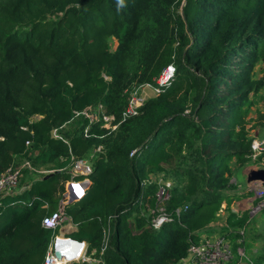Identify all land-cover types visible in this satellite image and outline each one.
<instances>
[{"label":"trees","instance_id":"1","mask_svg":"<svg viewBox=\"0 0 264 264\" xmlns=\"http://www.w3.org/2000/svg\"><path fill=\"white\" fill-rule=\"evenodd\" d=\"M262 63L264 0H0V176L25 159L60 170L1 199L0 264L42 262L53 230L41 219L65 190L69 149L83 157L98 145L89 186L64 210L76 226L69 236L86 241L100 264H178L220 219L222 202V235L235 255L242 248L248 263L264 264V207L252 217L230 209L233 166L250 160ZM169 64V83L115 130L94 126L98 136L84 137L86 120L71 119L102 103L118 120L129 91L157 86ZM159 172L172 181L163 206L173 219L153 228L146 204L155 203L150 173Z\"/></svg>","mask_w":264,"mask_h":264},{"label":"built area","instance_id":"2","mask_svg":"<svg viewBox=\"0 0 264 264\" xmlns=\"http://www.w3.org/2000/svg\"><path fill=\"white\" fill-rule=\"evenodd\" d=\"M175 73L174 65H167L159 74L156 79L158 85H151L149 83H144L139 85L133 89H131L128 93L126 99V105L121 111L120 118L118 120L115 119L113 114L107 113L105 107L102 103H98L96 105H87L79 110H73L72 118H84L86 123L82 129V135L84 137H97L98 135L93 131L94 126H98L100 128H104L108 131H113L117 128L119 123L126 120L129 117L135 116L139 113L140 107L142 106L145 98L141 96L140 91L144 87H151L154 91V94H157L161 91V87L168 84L170 79L173 77ZM26 128V127H23ZM60 127H54L51 131L52 136L58 139H61L65 143L68 144V139L63 137V135L59 131ZM29 144V141H26V145ZM251 153L250 157L252 159H256L258 157H263L264 159V134L261 138H254L251 141ZM102 151V146L98 145L94 148V152L98 153ZM135 152V149L131 150L129 155L132 156ZM70 153V163L66 168V172L69 177L65 182V190L68 191L72 187L86 188L90 184V175L93 170L92 161L85 159L83 157L75 155L71 149H69ZM93 155H91L92 157ZM31 171L33 173L38 174L39 177H42L46 174H49L54 169H48L45 167H36L30 163L29 160L25 159L23 162L8 167L3 174L0 176V208L3 205L2 198L8 194L19 193L22 192L27 184L20 186V180L24 176V171ZM166 187H169L170 184L164 183ZM163 192L166 190L162 187ZM256 197L264 196V187H255L253 185L250 188ZM63 194V193H62ZM168 198V193L166 194L157 192L155 203L153 206L147 205L150 217V224L153 228L160 227L164 222L172 221V215L168 214L165 211L163 206V201ZM59 204L55 211L50 214H46L41 219V225L45 228H50L53 230V235L51 240L48 243L46 252L44 254V258L40 264H100L102 263L101 258L93 257L92 254L94 251L89 253L88 244L84 240H78L69 236L74 230L69 232H62L61 229L63 225L67 224L69 226L74 225L71 221V218L65 213V205L70 202H62L61 197L59 198ZM143 202V197L140 198L139 203ZM264 204V203H262ZM259 208L260 206L257 205ZM180 208L177 207L174 211L178 216L180 213ZM76 227V226H75ZM57 230V232H55ZM60 230V231H59ZM242 231V230H241ZM109 240V229L104 230L103 240L101 244V248L99 254L101 255L106 248ZM63 243L65 250H63L62 254L57 255L59 244ZM71 248V249H70ZM75 248V249H74ZM187 256L182 259L181 264H227L232 258L234 252L231 244V240L222 234L214 236V237H205L196 242L190 240L189 246L187 249ZM238 254L242 255V250H237ZM71 257V258H67Z\"/></svg>","mask_w":264,"mask_h":264},{"label":"crops","instance_id":"3","mask_svg":"<svg viewBox=\"0 0 264 264\" xmlns=\"http://www.w3.org/2000/svg\"><path fill=\"white\" fill-rule=\"evenodd\" d=\"M257 103V102H256ZM264 100L260 102V107L255 105L252 107V110L250 111L248 115L249 122L247 126L249 127V133L254 138H261L264 134ZM262 159L263 157H258ZM256 158L252 159L250 157V160L248 163L243 165H235L233 166V176L231 177L230 181L236 185L234 192L237 193V197L233 199V201L230 204V209L234 212H238L239 214L243 213V211L249 212V217L253 216V212L250 210V208L254 209V203L255 200H257L255 194L253 196H249L248 193L252 192L254 193L250 188L255 185V187H263V182L261 181H254V182H248L247 178L248 175L252 170L263 168L264 162H260L261 160ZM255 160V161H254ZM29 181H24L22 185L27 184ZM225 202H222L220 210L218 211V215L220 216L219 220L210 222L206 227L201 229L198 232V240L205 238V237H214L215 232H217V229H219L221 226H226V211H225ZM257 207V206H256ZM255 207V208H256ZM242 230V231H241ZM245 229H240V232L242 233ZM217 236V235H216ZM253 241H251V244ZM259 242L256 241L255 245L258 246ZM240 249L243 252L242 248H237V250ZM255 250V248H253ZM240 255V254H239ZM236 259V260H235ZM230 261H234L233 264H252L248 263V258L244 253L240 255V257H237L235 253L233 254ZM229 261V262H230ZM182 262V261H181ZM179 262L178 264H181Z\"/></svg>","mask_w":264,"mask_h":264},{"label":"rangeland","instance_id":"4","mask_svg":"<svg viewBox=\"0 0 264 264\" xmlns=\"http://www.w3.org/2000/svg\"><path fill=\"white\" fill-rule=\"evenodd\" d=\"M116 40L115 39H113L112 40V42H111V49H114L115 48V46H116ZM255 72H256V76L258 77V78H260V77H262L263 75H264V64L262 63L261 64V66L260 65H258L256 68H255ZM140 94H141V96L142 97H144L145 99H147L148 97H150V96H153V95H155L154 94V91H153V89L149 86V87H144L141 91H140ZM260 95H261V97H259L258 99H257V103H254L252 106H251V109H250V111L252 110V107H254L255 105H257L258 107H260V102L262 101V99H264V87L263 88H261V91H260ZM250 113V112H249ZM252 136V135H251ZM96 152H94V149L92 150V149H90L87 153H86V155H84L83 156V158H85V159H88L89 161L91 160H93V158H94V156L97 154H95ZM91 155H93L92 157H91ZM258 159H260V158H258ZM255 160H257V159H255ZM254 160V161H255ZM261 161V163L262 162H264V159H260ZM264 164V163H263ZM261 166H263V168H264V165H261ZM64 170H66V168L64 169ZM163 175V173H150V176H152L153 178H155V180L157 181V183H158V187L156 188V191H155V194L157 193V192H160L161 194L163 193L164 194V196H165V194H166V191L165 192H163V189H162V187H163V185H164V183H168V184H172V181L170 180V179H167V180H163L162 178H161V176ZM39 175L38 174H36V173H33V172H31V171H28V174L26 175V176H24L21 180H20V186H22V184L24 183V181H29V180H31V179H35V178H37ZM90 182H91V180H90ZM28 183V182H27ZM263 187H264V185H263ZM248 195L249 196H253V197H255L254 196V193H252V192H249L248 193ZM257 198V203H256V200H255V203H254V209H252V208H250V210L254 213L253 215H255V214H259V212H260V210H261V208H263L264 207V204H262V203H264V196L263 197H256ZM58 204H59V202H58ZM58 204H57V207H58ZM257 205H259L260 207L259 208H255ZM258 207V206H257ZM148 209V208H147ZM149 211V210H148ZM7 219H8V211L7 210H5V211H3V214L0 216V226L1 225H3L6 221H7ZM74 229H76V227L74 226V225H72L71 224V226H69V225H67V224H65V225H63V227H62V229H61V231L62 232H69V231H71V230H74ZM222 229V230H221ZM60 231V230H59ZM225 229H224V226H221L219 229H217V232H215V233H213V234H215V236L216 235H220V234H222V233H225ZM249 234H246V236H248ZM249 237V236H248ZM255 244V243H254ZM252 245V244H251ZM234 263V261H230V262H228L227 264H233Z\"/></svg>","mask_w":264,"mask_h":264},{"label":"water","instance_id":"5","mask_svg":"<svg viewBox=\"0 0 264 264\" xmlns=\"http://www.w3.org/2000/svg\"><path fill=\"white\" fill-rule=\"evenodd\" d=\"M59 171L60 170H55L49 174L44 175L43 178H48L52 174L57 173ZM247 181L248 182H250V181L251 182L261 181V182H263V185H264V168H258V169L252 170L250 172V174L248 175ZM84 189H85V187L81 186L80 188L72 187L68 191H64L63 194L61 195V201L62 202H68V201L71 202V201H75V200L80 199L84 194ZM63 248H64L63 243L59 244L57 255L62 254L63 250H65Z\"/></svg>","mask_w":264,"mask_h":264},{"label":"bare ground","instance_id":"6","mask_svg":"<svg viewBox=\"0 0 264 264\" xmlns=\"http://www.w3.org/2000/svg\"><path fill=\"white\" fill-rule=\"evenodd\" d=\"M61 247H62V246H61ZM70 249H71V248H70ZM74 249H75V248H74ZM67 258H71V257H68V256H67Z\"/></svg>","mask_w":264,"mask_h":264}]
</instances>
